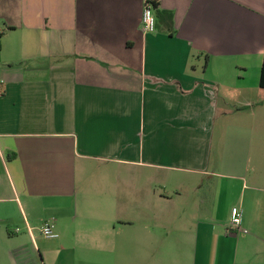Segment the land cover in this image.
Returning <instances> with one entry per match:
<instances>
[{
    "label": "crops",
    "instance_id": "1",
    "mask_svg": "<svg viewBox=\"0 0 264 264\" xmlns=\"http://www.w3.org/2000/svg\"><path fill=\"white\" fill-rule=\"evenodd\" d=\"M143 9L0 0V264H264V0Z\"/></svg>",
    "mask_w": 264,
    "mask_h": 264
},
{
    "label": "built area",
    "instance_id": "2",
    "mask_svg": "<svg viewBox=\"0 0 264 264\" xmlns=\"http://www.w3.org/2000/svg\"><path fill=\"white\" fill-rule=\"evenodd\" d=\"M160 0H143L144 9L142 13L141 23L142 29L146 33H154L157 28V19L155 16V8ZM244 216L243 211L239 207H233L231 211L230 229L232 231L243 230ZM43 235L47 238H56L58 234L54 231L52 223H46L42 228Z\"/></svg>",
    "mask_w": 264,
    "mask_h": 264
},
{
    "label": "rangeland",
    "instance_id": "3",
    "mask_svg": "<svg viewBox=\"0 0 264 264\" xmlns=\"http://www.w3.org/2000/svg\"><path fill=\"white\" fill-rule=\"evenodd\" d=\"M196 187L195 188H191V189H186L184 191V194L186 196V199L189 200V197H199L202 196L203 199L206 201V203H204L203 207H202V212L204 214H207L210 211V199L213 195L214 192V183L212 181H208V185L207 186H203V182L201 180H196Z\"/></svg>",
    "mask_w": 264,
    "mask_h": 264
},
{
    "label": "trees",
    "instance_id": "4",
    "mask_svg": "<svg viewBox=\"0 0 264 264\" xmlns=\"http://www.w3.org/2000/svg\"><path fill=\"white\" fill-rule=\"evenodd\" d=\"M261 87L264 88V62H263L262 74H261Z\"/></svg>",
    "mask_w": 264,
    "mask_h": 264
}]
</instances>
